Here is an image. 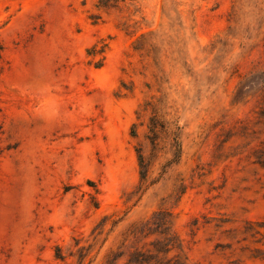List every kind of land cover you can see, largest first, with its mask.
<instances>
[{"label":"rangeland","instance_id":"1","mask_svg":"<svg viewBox=\"0 0 264 264\" xmlns=\"http://www.w3.org/2000/svg\"><path fill=\"white\" fill-rule=\"evenodd\" d=\"M261 163L264 0H0V264H264Z\"/></svg>","mask_w":264,"mask_h":264},{"label":"trees","instance_id":"2","mask_svg":"<svg viewBox=\"0 0 264 264\" xmlns=\"http://www.w3.org/2000/svg\"><path fill=\"white\" fill-rule=\"evenodd\" d=\"M98 1V5L100 7H108V6H114V5H117L119 0H97ZM98 66V64L96 65ZM179 152H180V145L179 143L177 142V151L175 153V156L178 157L179 155ZM261 166L264 167V164L261 163Z\"/></svg>","mask_w":264,"mask_h":264}]
</instances>
